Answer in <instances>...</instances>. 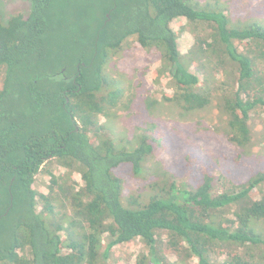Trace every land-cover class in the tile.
Returning <instances> with one entry per match:
<instances>
[{
	"label": "trees",
	"instance_id": "trees-1",
	"mask_svg": "<svg viewBox=\"0 0 264 264\" xmlns=\"http://www.w3.org/2000/svg\"><path fill=\"white\" fill-rule=\"evenodd\" d=\"M107 2L99 12L93 4L101 0H29L27 13L0 21V264H106L114 247L135 240L150 264H163L162 237L178 261L260 264L263 173L222 192L212 174L188 188L165 173L161 186L150 181L160 190L146 203L135 193L122 201L119 170L144 177L159 140L150 138L154 124L122 137L116 113L129 108L125 93L136 87L108 66L131 40L156 51L153 82L165 77L173 93L148 98L146 109L172 104L188 115L214 101L227 117V140L246 148L264 113V25L233 20L216 2ZM178 19L194 33L186 55L177 46L185 28H170ZM189 64L208 69L202 82Z\"/></svg>",
	"mask_w": 264,
	"mask_h": 264
},
{
	"label": "rangeland",
	"instance_id": "rangeland-1",
	"mask_svg": "<svg viewBox=\"0 0 264 264\" xmlns=\"http://www.w3.org/2000/svg\"><path fill=\"white\" fill-rule=\"evenodd\" d=\"M195 1L200 5L215 4L216 2L221 9L229 8L233 20L252 19L264 25V0ZM101 2L103 3L100 6L98 5L100 3L96 6L93 4L94 8L99 7L96 11L101 12L100 7L108 5L107 0H101ZM116 2L118 5L119 0ZM29 6V0H0V21H5L16 13H27ZM183 27L185 30L180 31L177 46L182 54L186 55L192 46L194 33L186 30L187 26L183 19H178L170 24V28L174 32H179V28ZM54 43L58 46L59 54L66 53L64 57L68 58L70 51L66 50L67 44L62 39H56ZM131 43H133L131 49L116 57L113 61L115 64L112 63L108 66L109 70L114 66L121 74V77L124 78V86L128 82H132L136 87L128 89L125 93L124 102L129 105V108L119 107L120 109L116 113V128L125 138V135H131L132 131L134 134L143 133L141 130L137 131L139 127L145 129L154 124V132L149 133L150 138L155 136L159 143H155L158 146L154 149V157L146 162L148 172L144 173V177L123 174L124 170H127L126 168L119 170V174L124 180L122 201L126 202L128 196L135 193L139 202L146 203L150 195L152 196L160 190L158 187L151 186L150 181L157 182L161 186L165 173L168 176L170 173L176 177L178 179L176 182L183 180L188 188H193L201 183L200 179L204 173L212 174L215 177L213 186L216 192H222L226 187L232 188L244 183L250 176L257 173L264 174V113L253 119L260 123V127L258 130L253 129L252 144L246 148L238 147L227 140L225 134L227 117L221 110L218 112L219 106H216L214 101L209 108L188 115L182 114V111L172 104L156 105V110L154 109L151 113L146 109L145 100L149 98L161 101L162 95L170 96L173 92L165 77L159 78L158 82H153V73L157 72L160 66L157 52L141 49L134 40H131ZM74 54L75 52H72L70 56ZM192 66L189 64L188 68L194 72L196 69ZM144 69L146 72L142 74ZM203 71L198 68L197 73L194 72L200 82L203 81L204 74L208 69L203 67ZM2 84L3 75L0 73V89ZM101 122L104 123V119ZM189 152H192L193 155L191 161L187 162L186 157H190ZM154 170L156 176L151 179L149 175ZM76 178H79L77 174L72 179L76 180ZM37 180L39 183V179ZM221 182H224L225 185H222ZM153 188L158 190L155 192ZM257 190L261 192V197L264 196V184H261ZM258 229L264 234V222L258 223ZM162 238L161 242L164 244L161 246L163 264H197V260L194 258L184 262L178 261L176 256L170 253L171 250L166 247L164 237ZM149 256L150 252L145 250L143 243L135 240L114 247L111 258L106 264H136L140 259L145 261L144 264H150L147 260ZM260 264H264V261H261Z\"/></svg>",
	"mask_w": 264,
	"mask_h": 264
}]
</instances>
